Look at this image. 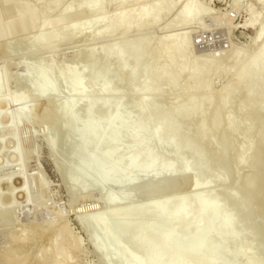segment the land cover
<instances>
[{
    "label": "rangeland",
    "instance_id": "374dc122",
    "mask_svg": "<svg viewBox=\"0 0 264 264\" xmlns=\"http://www.w3.org/2000/svg\"><path fill=\"white\" fill-rule=\"evenodd\" d=\"M60 1H0V264L13 254L19 262L13 264L21 260V264L23 260L24 264H132V260L136 264H205L214 252L217 256L210 264H264V189L260 182L264 153L260 154L259 141L264 126L257 123L250 127L254 114L250 106L259 105L253 99L264 87H258L256 94L255 86L252 94L246 95L245 83L253 82L254 75L250 74V81H235V72L264 45V38L249 45L264 22V2L200 0L205 15L186 29L179 24L182 17H166L155 25L149 14L142 23L130 20L128 34L119 36L123 26L115 11L123 8L133 16L139 6L152 8V0L139 4L124 0L122 8L117 7V0H101L95 16L98 20L93 18L82 29L77 25L85 20V14L72 13L78 0H66L56 21L53 16ZM169 3L172 8L167 14L172 15L177 0ZM23 18L27 20L24 23ZM103 18L110 20L98 27ZM176 33H185L188 45L184 55L195 63L179 77L170 72L179 59L160 64L155 60L163 44ZM239 51L237 68L232 70ZM212 61L217 62V72L199 73L190 89L192 68L203 69ZM37 70L41 77H36ZM167 77L175 79L169 86H165ZM79 82L81 92L77 91ZM46 83L53 86L51 93L42 91ZM230 85L232 92L220 103L222 91ZM242 102H247V108L239 107ZM66 103L73 108L69 115L64 114ZM188 103L197 105L192 115ZM98 106L95 112H87ZM127 115L126 123L105 128L109 119ZM86 124L93 125L88 132ZM141 128L132 142L129 132ZM157 128L167 129L160 141L152 142L150 148L141 146L154 138ZM114 137L117 140L112 142ZM190 140L193 146L185 148ZM135 143L139 144L135 147ZM151 150L167 155L151 172H145V158ZM173 152L181 169H166ZM134 158L135 166L125 172ZM109 163L115 166L105 173ZM164 171L165 177L159 180ZM128 189L129 199L117 206L108 203ZM196 194L213 197L217 213L189 243L184 244L188 238L184 231L162 247L160 236L179 225L168 222L171 209L152 222L147 217L154 210L150 203ZM204 202L202 199L189 208H202ZM111 211H117L118 216L101 223V216ZM224 214L230 223L220 234H211ZM193 221L180 226L188 227ZM141 231L144 236L133 240L134 233ZM111 239L117 240L113 243ZM201 241L204 248L191 259ZM123 249L128 258L120 254ZM236 252L239 255L230 258ZM153 253H159V258L147 263Z\"/></svg>",
    "mask_w": 264,
    "mask_h": 264
},
{
    "label": "bare ground",
    "instance_id": "6f19581e",
    "mask_svg": "<svg viewBox=\"0 0 264 264\" xmlns=\"http://www.w3.org/2000/svg\"><path fill=\"white\" fill-rule=\"evenodd\" d=\"M1 1V0H0ZM38 1V0H37ZM65 1L66 0H61L60 1V4H59V8L56 10V15L55 16H53V17H55V19H56V21L57 20H59V16H60V14H61V12L64 10V5H65ZM124 0H117V2H118V5H117V7H121L122 8V6L124 5V2H123ZM153 1V3H152V8H149V7H146V6H139V9H138V11H137V13L135 14V15H133V16H130L128 13H129V11L128 12H126L123 8H122V10L120 11V9H119V12H116L115 11V13H114V15H116V16H119V18H120V20H121V23H122V26H123V28H122V30L119 32V36H125V35H127L128 34V32H129V30H130V27L127 25V23L130 21V20H134V21H137L138 23H142L143 22V20H144V18L147 16V15H151L152 16V18H153V21H154V23H155V25L159 22V21H161V20H164V18H166V19H168V17L170 18V20H175V19H177V18H179V17H182V19H181V21H180V26H181V28L182 29H186L192 22H194V20H196V18L197 17H201L200 15H205V12H204V9L202 10L200 7V4L198 3L200 0H177V6H176V8H175V12H174V9L172 10L174 13L172 14V12H171V14L172 15H168L167 13V11H169L170 10V8H172V6L170 5V3H169V1L170 0H152ZM234 1V0H233ZM238 1V3H239V0H237ZM263 2H264V0H262ZM132 2H133V4L134 3H138L139 4V2H142V0H132ZM235 2H236V0H235ZM150 3V4H151ZM237 3V4H238ZM141 4V3H140ZM198 4H199V6H198ZM101 5H102V2H101V0H78V2H77V5H76V7H74L75 9L73 10V12L72 13H74V14H78V13H84L85 14V20L83 21V22H81L80 24H78L77 25V28L78 29H82L83 27H85L86 26V24L90 21V20H92L93 18H95V16L97 15V13H99V11H100V7H101ZM235 5H236V3H235ZM137 6V5H136ZM135 6V7H136ZM175 6V5H174ZM173 6V7H174ZM238 6V5H237ZM116 7V8H117ZM236 7V6H235ZM126 9V8H125ZM128 9V8H127ZM202 10V12H201V10ZM33 12V11H32ZM34 13V12H33ZM203 13V14H202ZM228 13V12H227ZM32 15V14H31ZM30 14H29V16H31ZM44 16H46L45 14H43ZM73 15V14H72ZM113 15V14H112ZM27 17V18H29L30 19V17ZM76 16V15H75ZM98 16V15H97ZM96 16V17H97ZM4 17L5 18H10L9 16H6V15H4ZM33 17V16H32ZM74 17V16H73ZM111 17V16H110ZM25 18V17H24ZM24 18L23 19H21V22L22 23H24V22H26L25 20H24ZM97 18H95L94 19V21L96 20ZM31 20V19H30ZM30 20H28L29 22H30ZM98 20V19H97ZM110 20V18H107V19H102V20H100V21H98V23H99V26L98 27H102V26H104V24L106 23V22H108ZM93 21V22H94ZM29 22H28V24H29ZM73 23V22H72ZM71 23V24H72ZM97 23V24H98ZM173 24H174V22H173ZM24 25V24H23ZM39 25V24H38ZM73 25V24H72ZM27 26V25H26ZM166 26V25H165ZM169 26V25H168ZM76 27V26H75ZM24 28V27H23ZM26 28V27H25ZM179 28V27H178ZM215 28V27H214ZM222 28V27H221ZM24 30V29H23ZM28 30V29H27ZM26 31V30H25ZM185 31V30H184ZM171 34V33H170ZM176 35H177V33H176ZM111 36H114V34L113 35H111ZM110 36V37H111ZM117 36V35H116ZM168 37V36H167ZM166 37V38H167ZM113 38V37H112ZM264 38V22L260 25V27H259V29L257 30V32L255 33V35L251 38V40H250V43H249V45H255V43H258L260 40H262ZM206 41V40H205ZM263 43V42H262ZM261 43V44H262ZM264 44V43H263ZM187 45H188V42H187V38H186V36H185V33H180V34H178L177 36H171V37H169L168 38V40H167V42L165 43V44H163V46L161 47V49L159 50V52L157 53V55L155 56V60L160 64V63H162V62H165L166 60H172V62H173V59H179V65L177 66V68L176 69H173L172 67H170V72H176L177 73V76L179 77L181 74H182V72L187 68V66H189V65H193V66H195L194 64V62H193V60L192 59H189V58H186L185 57V55H184V52H185V49H186V47H187ZM259 48H261V49H259ZM258 48V52L256 53V54H254L253 56H250L249 58V60H247V62L239 69V71H237V72H235L236 73V79H235V81L237 82V83H241V82H245V81H250L251 79V77L254 75V77H255V80H253V82H252V80L250 81V83L249 84H247V83H245L246 84V87H248L247 89H245V94L246 95H249L250 93L252 94V88L253 89H255V92L257 91V89H258V87H259V89L260 88H262V87H264V45L263 46H260ZM242 51V50H241ZM241 51H239L238 52V57L235 59V61L233 62V64L231 65V69L232 70H234V68L237 66V64H238V58H239V55H241ZM110 53V52H109ZM254 53V52H253ZM108 54V53H107ZM111 55H112V51H111V53H110ZM93 55V54H92ZM108 56L109 55H107V58H108ZM114 56V55H113ZM117 56H118V54H117ZM116 56V57H117ZM112 57V56H111ZM135 57H137V58H139V53H137V55L135 56ZM189 57V56H188ZM204 57V56H203ZM97 63V62H96ZM175 63V62H174ZM173 63V64H174ZM194 63V64H193ZM204 63V62H203ZM216 63L217 62H215V61H212L211 63H205V65L206 66H203V69L201 68H192V70H191V72L189 73V75H188V82H189V87H190V89H193L194 88V80H195V78H196V76L200 73V74H202V75H205V76H207V75H210V74H215L216 72H217V66H216ZM94 64V63H93ZM237 68V67H236ZM235 68V69H236ZM227 69V68H226ZM94 71V70H93ZM94 72H96V71H94ZM224 72H228V70H225ZM184 73V72H183ZM223 73V72H222ZM35 74H36V77H41L42 76V72H41V70H37L36 72H35ZM69 74H71V73H69ZM116 74V73H115ZM252 76H251V75ZM93 75H95L94 73H93ZM71 76H73V75H71ZM96 76V75H95ZM89 77V76H88ZM248 77H249V79H248ZM45 78V77H44ZM35 79V78H34ZM73 79V78H72ZM89 79V78H88ZM95 79V77L93 78V76L91 77V83L93 82V80ZM173 80H175L174 78H170V77H167V79H166V81H165V86H169V84L171 83V82H173ZM90 81V80H89ZM46 82V81H45ZM84 82V81H83ZM40 83V81L38 82V84ZM42 83V82H41ZM40 83V84H41ZM39 84V85H40ZM84 84V83H83ZM148 84V83H147ZM149 84H150V82H149ZM149 84L148 85H146L147 87L149 86ZM152 84V83H151ZM150 84V88H151V86H153V85H151ZM230 84V83H229ZM228 84V85H229ZM244 84V85H245ZM42 85V84H41ZM44 85V84H43ZM238 85H240V84H238ZM255 86H257V87H255ZM261 86V87H260ZM146 87V88H147ZM227 87V88H226ZM238 87V86H237ZM245 87V88H246ZM255 87V88H254ZM41 88V87H40ZM77 91L79 92H81V90H82V82H79V87L77 86ZM88 89V88H87ZM235 89V88H234ZM233 89V90H234ZM240 89V87L238 88V90ZM258 89V90H259ZM263 90H262V92H261V94H260V92H258V94H260V95H258L257 96V98H254L253 100H258V103H259V105H251L250 106V109H252L253 111H254V114H253V118L251 119V121H250V127L251 128H253L252 126H255L257 123H262L263 124V126H264V113H263V103H264V88H262ZM40 90V89H39ZM52 90H53V86L52 85H49V84H45L44 86H43V88H42V91L43 92H49V91H51L52 92ZM120 90V89H119ZM37 91V90H36ZM100 91V90H99ZM236 91V90H235ZM244 91V90H243ZM252 91V92H251ZM42 92V93H43ZM51 92H49V93H51ZM108 92H109V90H108ZM223 93H222V97L220 98V100H218L220 103H223V101H224V99H225V97L229 94V93H231L232 92V88H231V85H230V87H228V86H225V89L222 91ZM238 92V91H237ZM254 92V93H255ZM35 93V92H34ZM33 93V94H34ZM37 93H38V91H37ZM41 93V95L43 96L44 94H42ZM36 94V93H35ZM48 94V93H47ZM46 94V95H47ZM72 94V93H71ZM256 94H257V92H256ZM256 94H254L253 96H255ZM39 95V94H38ZM38 95H37V98H38ZM84 96V95H83ZM41 98V97H40ZM197 99V98H196ZM81 100V99H80ZM209 100V99H208ZM250 101V102H249ZM249 103L251 104L252 103V101L250 100V98H249ZM67 102V101H66ZM255 102V101H254ZM71 103V102H70ZM70 103H66V105L64 106L65 108H64V114H66V115H69L70 114V112H71V109L73 110V108H72V105L70 104ZM257 103V102H256ZM255 104V103H254ZM202 105V104H201ZM195 106H197V105H195ZM192 103H188V110H189V112H190V115H192L193 113H195V110H196V108L197 107H195ZM101 107V106H100ZM239 107L241 108V109H245V108H247V102H242V103H239ZM98 108H99V106L96 108V107H94V108H91V109H89L87 112H95V110H98ZM117 108V107H116ZM198 110H200V107H199V109ZM85 111V112H86ZM100 111V110H99ZM124 112V111H123ZM98 113V112H97ZM251 113V112H250ZM61 114V113H60ZM92 114V113H91ZM91 114L89 113V115L91 116ZM139 115H141L140 113H139ZM123 116V115H122ZM121 116V119H119L118 117V119L117 118H111V119H109L107 122H106V124H105V128H107V129H112V128H114V127H116L117 125H119L120 123H126L127 121H128V115L127 116H124V117H122ZM133 116V115H132ZM144 116V115H143ZM142 115H141V117H143ZM66 117V116H65ZM131 117V116H130ZM140 117V116H139ZM61 119V118H60ZM86 119V118H85ZM225 119L226 118H223L220 122H222V121H225ZM130 120V119H129ZM99 122V121H98ZM98 122L97 123H95V124H98ZM103 122H104V120H103ZM101 123V122H100ZM133 123V122H132ZM217 124H219V123H217ZM217 124L216 125H214V126H217ZM261 124V125H262ZM260 125V126H261ZM102 126V125H101ZM262 126V127H263ZM93 128V125L92 124H86L85 126H84V130H85V132H88V131H90L91 129ZM102 128H103V126H102ZM143 128V127H142ZM140 129L139 131H136V132H129V134H128V138H130V140L133 142L134 140H136L138 137H139V135H140V133L143 131V129ZM170 128V127H169ZM263 129H264V127H263ZM136 130V129H135ZM157 131L155 132V135H154V138L153 139H151V140H147V141H149V142H142V144H140L141 146H143L144 148L145 147H148V148H150L151 146H152V142L154 143V142H158V141H160V139H161V137L164 135V133L166 132V130L167 129H164V130H162V128H161V130L159 129L158 130V128L156 129ZM114 131V130H113ZM128 131V130H127ZM130 131H132V130H130ZM260 131H262V133L260 134V138L261 139H259V141L261 142V147H262V149H261V151H260V154L262 153V151H263V153H264V130H260ZM227 132V131H226ZM114 134H115V132H114ZM119 134V133H118ZM117 134V135H118ZM116 135V136H117ZM126 134H124V136H125ZM258 137V136H257ZM255 139H256V137H255ZM254 139V140H255ZM115 140H117L116 139V137H114V139H112V142H115ZM140 140V139H139ZM194 140V139H193ZM143 141V140H142ZM196 141V140H195ZM139 142V141H138ZM226 142H228L227 140H226ZM225 142V143H226ZM258 142V141H257ZM79 143H81V140H79ZM172 143V142H171ZM193 141L192 140H190V141H188V142H186L185 143V148H187V147H191V146H193ZM137 144H139V143H137ZM137 144L135 143V147L137 146ZM151 144V146L149 147V145ZM157 144V143H156ZM227 144V143H226ZM260 144V143H259ZM171 145V144H170ZM172 146V145H171ZM209 146H210V142H208L207 143V147L206 148H209ZM142 147V148H143ZM153 147V146H152ZM260 147V148H261ZM139 148H140V146H139ZM139 148H137V149H139ZM141 148V149H142ZM143 148V149H144ZM147 148V149H148ZM136 149V150H137ZM140 150V149H139ZM139 150H137V151H139ZM147 152H148V150H147ZM165 152V151H164ZM164 152H159V153H153V151L151 150L148 154H147V156H146V158H145V166H144V168H143V170L146 172V171H148V170H150V169H152L162 158H164V156L165 155H167V154H164ZM115 152L113 151V152H110V154L112 155V154H114ZM262 153V154H263ZM146 154H144V155H146ZM199 154V153H198ZM136 156H138L137 154H136ZM137 158V157H136ZM263 158H264V156H263ZM136 160L137 159H135L134 158V160H132V161H130L127 165H126V168H125V172H128L129 171V169H131V168H133L134 166H135V162H136ZM163 161V160H162ZM182 162V161H181ZM264 162V160L262 159V163ZM262 163H260L261 165H262ZM181 165V163L180 162H178V160H177V157H176V155H175V153L173 152V154L169 157V159H168V165H167V167H166V169H168V170H172V169H175V168H177L178 167V169L180 168L179 166ZM114 166H115V164H113V163H109L106 167H105V169H104V172L105 173H108L110 170H112L113 168H114ZM178 169H176V170H178ZM181 169V168H180ZM261 168H259V170H260ZM262 170H264V164H263V168H262ZM150 172H151V170H150ZM149 172V173H150ZM165 172L166 171H164L163 173H162V175H160L159 177H158V179L159 180H163V178L165 177V176H163V175H165ZM168 172V171H167ZM170 172V171H169ZM261 172V171H260ZM62 173V172H61ZM144 173V172H143ZM148 173V172H147ZM148 173V174H149ZM182 174V173H181ZM184 174V173H183ZM186 174V173H185ZM190 174V173H189ZM147 176V175H146ZM181 177H183V176H181ZM103 179V178H102ZM183 179V178H182ZM263 179V180H262ZM165 180H167V179H165ZM184 181H185V179H184ZM218 182H221V179H219L218 180ZM260 182H261V186H262V189H264V176H263V178H261V180H260ZM175 183H177V181L175 182ZM183 184V181L182 182H180V184ZM202 183V182H201ZM166 184V183H165ZM161 186V185H160ZM184 187V186H183ZM22 191V190H21ZM20 192V191H19ZM162 192V191H161ZM24 194V193H23ZM130 195H131V190H125V192L123 193V194H120V195H118L117 197H115V198H111L110 199V201H108V203L111 205V206H117L118 205V203H120L121 201H123L124 199H129V197H130ZM253 195V194H252ZM258 195V194H257ZM107 196H108V194H107ZM259 196V195H258ZM254 197V196H253ZM205 198V199H204ZM24 199V198H23ZM104 199V198H103ZM107 199V198H106ZM205 200V202H204V206L202 207V208H199V209H192V208H189V205H191V204H195V203H197V202H199V201H201V200ZM108 200H109V198H108ZM264 200V199H263ZM24 201V200H23ZM126 201V200H125ZM104 202H105V200H104ZM150 205H152L153 207H154V210L153 211H150L148 214H147V217H150L151 218V221L152 222H154L155 220H156V218L162 213V212H164L166 209H171V210H173V213L170 215V217L168 218V222L170 223V224H174V225H176V224H178L179 226H176L173 230H171V231H167V232H164L161 236H160V241H161V246L162 247H165V246H167V245H169L171 242H173L176 238H177V236L181 233V232H184V231H186L187 233H188V238L184 241V244H187V243H189L192 239H194V238H196L197 236H199V235H201L202 233H203V231L205 230V223H206V221L208 222L209 220H211L214 216H215V214L217 213V202H216V200L213 198V197H210V196H206V195H202V194H196V195H193V196H191L190 198H183V196H177V197H175L174 196V198H166V199H161V200H159V201H156V202H153L152 204L150 203ZM197 208V207H196ZM226 214V213H225ZM222 215V218H221V221L220 222H218V224L217 225H215L214 227H213V229L211 230V234H220L221 232H222V230H223V227L224 226H226V225H228L229 223H230V219L228 218V216L227 215ZM100 216V215H99ZM115 216H118L117 215V211H111V212H109V213H107V214H105V215H103V216H101V223H103L104 222V224H105V221L106 220H109L108 218H113V217H115ZM100 217H98V219H99ZM116 218V217H115ZM118 218V217H117ZM95 219V218H94ZM201 219V220H200ZM99 220V221H100ZM189 220H194L188 227H181L180 225L181 224H183V222H186V221H189ZM80 221V220H79ZM98 221V222H99ZM116 221V220H115ZM100 223V222H99ZM107 223V222H106ZM91 227H92V225H91ZM120 227V226H119ZM117 228V227H116ZM116 230H118V229H116ZM115 231V230H114ZM117 232V231H116ZM89 234V233H88ZM131 234H132V232H131ZM144 234H145V232H143V231H141V232H139V233H134V236L132 237V239L133 240H135V239H137V238H139V237H141V236H144ZM133 235V234H132ZM90 236H92V235H90ZM114 238V237H113ZM236 239V235L235 236H233L232 237V240H235ZM95 240V239H94ZM112 240H117V239H111V241ZM114 241H112L113 243H115ZM113 245V244H112ZM99 246V245H98ZM106 246V245H105ZM204 246H205V242L204 241H201V242H199L196 246H195V248H194V250L192 251V253H191V255H190V257H191V259H195V256L204 248ZM103 247V246H102ZM107 248V247H106ZM105 248V249H106ZM102 251H104V249L103 248H100ZM107 250H109L108 248L105 250L106 252H107ZM124 250V249H123ZM241 250V249H240ZM248 250V249H247ZM8 251V250H7ZM104 251V252H105ZM125 251V250H124ZM9 252V251H8ZM109 252V251H108ZM111 252V251H110ZM126 252V251H125ZM120 253V251H119V253L120 254H125V256L127 255V252L126 253ZM14 253V252H13ZM118 251L116 252V255L118 256ZM115 254V253H114ZM119 254V255H120ZM16 254H13V255H8L7 257H5V260H4V264H13V263H15V262H18V261H16L17 259H18V257H16L15 256ZM159 253H153V254H151L150 256H148L147 257V263H151V262H153V261H156L158 258H159ZM227 255V254H226ZM239 255V252L237 253H231V255H230V258H232V259H235L237 256ZM128 256V255H127ZM126 256V258H128ZM130 256V255H129ZM132 256V255H131ZM216 256H217V253L216 252H214V253H212L210 256H208L206 259H205V264H210V262L211 263H213L212 261H214L215 259H216ZM249 256V255H248ZM134 257V256H133ZM116 258V257H115ZM119 258V257H118ZM129 258H132V257H129ZM136 258H138V257H136ZM247 258H249V257H247ZM252 258V257H251ZM66 260V259H65ZM65 260H63V261H65ZM250 260L251 259H247V262H250ZM131 261V260H130ZM137 261V260H136ZM21 263H22V260L20 261ZM179 262V261H178ZM19 263V262H18ZM20 263V264H21ZM26 263V262H25ZM131 263V262H130ZM133 263H135V261L133 262V260H132V264ZM23 264H24V260H23ZM136 264V263H135ZM151 264H153V263H151Z\"/></svg>",
    "mask_w": 264,
    "mask_h": 264
}]
</instances>
